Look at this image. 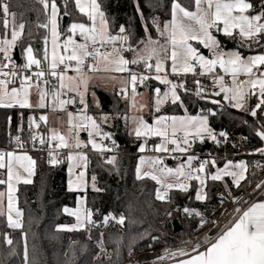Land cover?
I'll use <instances>...</instances> for the list:
<instances>
[{
  "label": "trees",
  "instance_id": "trees-1",
  "mask_svg": "<svg viewBox=\"0 0 264 264\" xmlns=\"http://www.w3.org/2000/svg\"><path fill=\"white\" fill-rule=\"evenodd\" d=\"M11 13H15V23L25 25L23 33L17 44L21 60L28 46H31L38 59L44 63V44L48 37L49 7L45 8L40 0H7ZM174 0H98L101 10L105 12L111 35H128L125 47L131 46L139 49L148 36L152 40H159L157 24L163 25L171 20V5ZM179 2L194 10L192 0H179ZM253 9L250 15H255L262 0H250ZM60 11L61 31L66 33L68 24L72 21L83 22L87 18L80 14L75 7L74 0H55ZM139 6V11L137 9ZM70 15H65V12ZM140 13H143L141 15ZM67 17L63 25V18ZM156 20V24L153 20ZM123 26L126 32L119 33ZM4 31L2 13H0V32ZM215 36L221 47L232 46L242 57L264 54V34H261L259 43L256 39L241 40L238 34L231 37L216 33ZM135 53L127 51L128 60L133 59ZM131 65V64H130ZM150 95L154 90L162 88L160 83L151 80L148 83ZM197 86L188 81L184 89L179 91L182 103L167 102L157 113L150 108L148 119L152 121L157 115H198L206 114L209 125L213 131L224 132L228 137V151L232 152L231 142L238 135L250 139V148L264 149V141L256 134L264 124V106L257 110L253 117L249 111H240L225 104L212 103L207 98L196 96ZM208 91V90H202ZM100 100L101 113L117 115L112 119V125L104 129L110 136L121 138L123 145L120 150L128 155H118L113 163L105 162L100 155L89 154L87 160L88 180H93L96 191L88 189L86 192H72L67 187L68 160L48 164L38 155L36 158L35 173L32 183L19 185L17 197L18 208L23 213L21 217L22 228H11L6 215H0V264H125L127 254L131 250L147 248L153 237L159 240L155 248L165 245L173 247H189L194 236L196 223L184 221L179 232H174L169 213L175 209H182L186 204L197 207H210L216 203V193L229 189L233 193H248L252 188L248 183L250 173L239 187H235L230 179L213 181L207 179L204 205L196 199L198 184L193 181L187 192L173 190L166 201L156 197L157 184L148 178H138L136 169L140 157V140L132 137L129 132L130 103L122 101L116 94L105 90H97ZM222 102V100L219 99ZM258 103L256 96L249 100L248 110ZM37 109H11L0 108V141L4 143L9 131L25 132L29 129L30 117H38ZM200 149L204 151L202 146ZM89 150V148H87ZM214 153H222L219 147H213ZM242 158L236 159L241 160ZM222 166L227 160H214ZM172 164V163H171ZM173 165V164H172ZM251 160H249V170ZM214 167L209 165L208 175L212 174ZM5 187L0 185V192ZM78 197H85L86 208L92 212L90 227L67 231L61 228L66 222H72L71 216L64 212V208H74ZM190 199V202L188 200ZM124 217V223L109 219L105 224L104 217ZM5 235L12 239L11 245L6 243ZM102 246V250L100 248ZM184 248V249H185ZM27 251V259H25ZM103 252L105 254H103Z\"/></svg>",
  "mask_w": 264,
  "mask_h": 264
},
{
  "label": "snow or ice",
  "instance_id": "snow-or-ice-1",
  "mask_svg": "<svg viewBox=\"0 0 264 264\" xmlns=\"http://www.w3.org/2000/svg\"><path fill=\"white\" fill-rule=\"evenodd\" d=\"M44 4L45 8L49 7V0H40ZM75 7L80 13L84 14L91 25H86L85 23H72L67 31L71 33L68 35L62 45L64 51L69 53L67 55H57L56 48L57 40L59 38V33L57 31V14L58 8L55 0L51 3V15L49 24L51 25V40H52V56L50 61V70L47 72V76L53 77L58 81L57 85H52L56 90L51 93L52 99L58 101L59 107L62 109L66 104H74L77 101L74 98L63 100L60 99L61 90H66L68 92H75L79 96V103L84 105V109L81 112L86 111L87 103L84 100V92L87 90L88 78L84 74V65L89 58H100L106 61H110L115 67L114 71L117 72H127L129 73V78L127 83L131 85L132 92L135 94L136 85L139 82L143 84L146 80L154 78L162 84L169 85V90L164 93V99L169 98V93L171 95V102L176 103L180 101V96L177 94L176 89L178 87H183V84L177 85L167 78V76H161L159 73L165 71L164 64L167 60H171V70L173 74L179 73H193L196 72V65L198 64L204 72H211L214 68L219 65L223 68L226 74H230L232 77L231 86H226L224 83V77H217L214 81L219 86V91L214 94L219 96L222 92L225 93L224 98L230 101H235L232 104L235 108H244V102L246 95H255V89L259 91L258 103L254 108L249 109L251 116H257V110H261L264 106V71H260V66H264V54H259L251 57L244 58L239 52H223L219 51V41L212 34L214 29L217 32H222L225 36H232L234 30H238V34L247 38L248 40L256 39L259 43V37L264 33V0H262L260 8L261 10L255 15H248L247 13L253 9V4L250 0H192V5L194 10H189V8L183 6L179 0H174L171 5V20L163 25L161 28L157 24V31L160 36L165 37V44H160L159 41L152 40L151 37L148 38L147 43L144 44L143 48L133 49L130 45L125 47L124 51L134 52L135 55L133 59L128 60L120 55L121 49L113 47L111 51L101 53L97 45L103 46L105 43L113 44L117 41H122L124 44L128 42V35H111L108 32V20L106 18L105 12L101 10L100 3L97 0H74ZM65 7H67V0H65ZM139 11V6L137 5ZM0 13H2V24L5 29V35L0 36V53L4 54V59L6 63L0 64V108H14L19 106L20 108H32L33 105L29 101L30 89L35 87L37 90V95L39 97L36 107L44 108L46 107L45 98L49 95L48 91L42 88L43 86L49 85L50 81L45 79L46 72L41 68V60L37 59L33 55V49L28 46L25 49L26 52V63L22 66L23 69L27 70L35 65L39 71L33 72L30 75H23L20 79V87H9L10 84H14L16 78L20 75L17 71H4V69L9 67L11 63V56L9 52L16 46L17 40L23 33L25 25L20 23L17 25L15 23V13L10 12L9 3L7 0H0ZM143 15V13H140ZM65 15H70L67 11ZM11 17V20L9 19ZM156 24V20H153ZM49 24L41 25V27H49ZM10 31V38L7 33ZM126 29L121 26L119 28V33L123 34ZM79 34L83 38V43H79L74 39V36ZM195 41L197 46H193L191 43ZM47 43V40L45 41ZM144 43V42H141ZM203 45L204 48L209 49L213 53L214 58H207L203 53L198 50V46ZM151 46V47H149ZM116 54V58L110 59ZM153 57H155V63H152ZM45 60H48L47 50L45 51ZM75 61V68H72L71 62ZM143 65L148 69L149 72L155 71L157 75L155 77H150L148 75H138L136 72L132 71L128 66L131 65ZM63 65L64 71L57 72L56 69ZM257 71L254 72L253 70ZM68 70L75 71L76 76L66 75ZM95 62L88 66V71H98ZM239 74H245L249 76L250 79L245 81H238L237 76ZM11 77V79H9ZM35 78V79H34ZM199 84V81H196ZM245 85H248L250 90L245 92ZM81 86H83V91H81ZM122 92H126L127 89H122ZM156 94L160 93V89L154 90ZM202 90H197L196 95H201ZM182 103V101H180ZM161 101L157 99L156 104L159 105ZM212 103H218V101H212ZM159 111V107L156 109ZM69 132L71 133L77 125L72 124L73 113L69 112ZM262 116H264V111H262ZM41 121H46L45 116L39 118ZM79 119L83 122H90L89 124L80 123L79 127L87 131L89 127L92 129H99V125L96 120L88 115H80ZM103 120H107L108 117L104 116ZM165 121H171L173 137L176 136L177 125L184 132L183 144L189 145L188 137L190 135L194 137H199L203 139L204 134L208 138L212 139L216 143L221 141L217 140V137L213 133V130L208 127V117H159L155 120L156 127L149 125L147 122L140 118L137 126L133 129L134 135L137 138L148 137L150 135L162 137L163 142L155 147V151L167 152L169 151L167 145L170 143L175 147L172 151L186 152L188 147L181 146V143L177 142V139H169L168 126L164 124ZM35 122L34 117H30L29 127ZM39 128V124H36ZM261 130L257 131V135L262 141H264V124L260 126ZM97 134L100 133L97 131ZM93 135L92 131H88V136L91 138ZM221 137H226V133L221 132ZM104 139L110 138L109 134H103ZM38 142L43 145L45 140L37 136L32 137L33 143ZM76 142L74 144H69L68 140L64 135L53 132L51 135V140L59 141L57 147L59 148H81L87 147L88 145L79 141L78 135L74 137ZM16 141L20 147L23 144L20 143V137H16ZM91 146L94 150L103 152L111 151L112 149L107 148L101 144L96 143L95 140L90 139ZM113 143H115L113 141ZM139 151H145V147L142 144ZM258 151L264 153V149H259ZM5 157L8 158L7 164L5 163ZM68 160L74 161L73 164L69 166V172L71 173L74 168L87 167V156L83 153H76L74 155H69ZM193 157H188L187 159V171L185 170V165L181 164L179 168L175 171L171 168H163L162 172H166L169 175H174L176 177V183H167V189L171 190L177 188L181 191L187 192L189 184L185 181L197 180L199 182L200 190L197 192L196 199L203 200L206 199V193H204L205 177L199 175L203 173L205 167L208 163L215 164V161H203L200 163L199 167L196 169L192 168ZM28 161L27 165H22L24 170L28 173L29 178H23V183H31L30 177L33 175V167L35 161L30 156H18L14 152H0V168L7 167V180L0 179V184H7L8 187V197H7V219L9 226L12 228H22L23 225L20 222V217L23 213L19 210H15L16 220H13L12 213L14 211L13 206V180L16 183L21 182V176L18 172L13 171L14 161ZM115 157L108 159V163H113ZM58 161L55 156L52 157L50 163L56 164ZM140 163H144V158H140ZM153 164H162L163 161L158 157L152 159ZM229 168L239 169L240 171H229ZM246 169V164L240 162L238 164H233L231 161L225 164L223 169H218L215 174L211 175L213 181L223 180L225 176H231L235 186L239 187L240 181L244 179V171ZM139 169H137L138 178H143L139 175ZM150 175V174H145ZM84 176L83 172L78 174L77 179L82 180ZM180 177L184 180L181 181ZM93 181H95V176H93ZM151 179L161 183V180L156 175H151ZM71 180L69 181V190H73L71 187ZM94 190L101 191L99 188ZM260 187V185H257ZM4 193L0 192V197H3ZM167 196V192L161 194L157 192V199H164ZM83 203V199L81 200ZM183 211L186 214H195L200 216L201 213L194 212L188 208H184ZM236 215L230 219L228 224H225L222 228L218 229V234L212 238H206L203 244H196L193 246L191 253L185 250H179L178 252L171 253L172 256H188L186 260H181L179 264H264V202H257L250 204L246 209L241 210L237 208ZM64 212L69 213L76 217L77 224L68 228L67 230H77L78 228L84 227L86 223H94L91 220L92 212L86 211L81 218V214L78 211L72 212L67 207L64 208ZM3 213H0L2 215ZM171 215V213H169ZM109 219L116 220L118 223H124V217L121 216L118 219L115 216L104 217V223L106 224ZM207 220L202 218L201 227ZM156 239V238H154ZM6 243L11 245L13 243L12 239L5 235ZM151 246V245H150ZM203 249V250H202ZM167 251V250H166ZM25 259H27V251H25ZM159 259H165L161 256Z\"/></svg>",
  "mask_w": 264,
  "mask_h": 264
},
{
  "label": "rangeland",
  "instance_id": "rangeland-1",
  "mask_svg": "<svg viewBox=\"0 0 264 264\" xmlns=\"http://www.w3.org/2000/svg\"><path fill=\"white\" fill-rule=\"evenodd\" d=\"M97 2H98V0H97ZM80 14H82V13H80ZM247 14L250 15V13H247ZM50 15H51V7H50V11H49V20H50ZM82 15H84V14H82ZM9 19L11 20V17H9ZM262 22H264V21H262ZM72 23H85L86 25H89V26L91 25V21H89L88 19H87V21H83V22L72 21V22H70L68 24V26L66 28V33H65V35H63V33L61 31L60 11H59V8H58L57 31L59 33V38L57 40V45L59 47L56 48L57 55H67V54H69V53H66L64 51L62 45H63L66 37L71 34V33H69L67 31V29ZM48 24H49V21H48ZM50 28H51V25L49 24L48 37L46 39L47 43L44 44V56H45V51L47 50V55H48V59H49V65H50L51 56H52V49H53ZM108 31H109V27H108ZM216 33H219V32H217V31H215L213 29L212 30V34L215 36ZM220 33L223 34L222 32H220ZM235 34H238V30H234L233 35H235ZM262 34H264V33H262ZM4 35H5V29H4V31L2 33L0 32V36H4ZM7 35L10 38V31L7 33ZM149 37L150 36H148V38ZM159 37H160V39L159 40H155V41H159L160 44H165V42H166L165 37L160 36V34H159ZM229 37H231V36H229ZM238 37L241 40H243V41L244 40H248L247 38L241 37L239 34H238ZM148 38L144 41V43L142 44V46L140 48L144 47V44L147 43ZM74 39L77 42H79V43H83L84 42L83 38L79 34L75 35ZM216 39L218 40L217 37H216ZM19 40H20V38L17 40L16 46H17ZM191 43L193 44V46H197L195 41H192ZM219 45H220V47L218 49L219 51H223V52H238L237 50H235L234 48H230L229 46L222 48L220 42H219ZM16 46L14 48H16ZM104 46H109L110 51H111L113 47H116V48L120 49V46H124V43L122 41H117L115 43V45L109 44V43H105L103 46L97 45V47H99V50L103 49ZM149 47H151V46H149ZM198 50L201 53H203V54H204L203 50H206L207 54H204V55L207 58H209V59L214 58L212 51H210L209 49L204 48L203 45H199L198 46ZM33 55H34L35 58H37L36 55H35L34 50H33ZM120 55H123L124 58L127 59L125 54L123 52H121V51H120ZM113 58H116V54H113V57L110 58V59H113ZM23 60L26 61V52L25 51H24V54H23ZM95 60H96L95 65L99 69L97 71V73L96 74H93L92 72L84 73L87 76V78H88L87 90L84 92V100L87 103V109L84 112H79V113L73 114L72 124L77 125V127L71 133L69 132V127H70V125H69V116H68L69 111L66 109L68 104L64 105V107L61 109L59 107V103L54 101L52 99V97L50 98L49 112H48V115H47V120L46 121H41L39 118L41 117L42 114L41 115L38 114V117L35 118V122L32 125L36 126V124H39V127L41 129H43L44 131H46L47 133H49L50 135H52L53 132L61 134V135H64L65 138L68 140L70 145L74 144L76 142L74 137H77V135H78L79 141L87 144L88 146L87 147H81L79 149L72 148V147L65 148V149L69 150V155H74L76 153H83V154L86 155L85 151L87 150V148H89V150H94L92 148V146H91L90 139L95 140L96 143H98V144H101V141L104 139L103 138V134L107 133L110 136V133L107 132L104 129V127L111 126L112 125V119L114 118V116L117 115V112H115V115L101 113V111H100V108H101L100 100H99V98L97 96V92L96 91L100 89V90H105L107 92H110L111 94H116L118 96V98H120L122 101H128L130 103V111H129V132H130V135L132 137L140 140L141 145L143 144L144 147H145V151H143V152L138 151L139 154H140V157L138 159V165H137V169L140 170L139 171V175L141 177H143V178H148V179H151V175L158 176L160 178V180H161V183H157V181L151 179L157 184L156 197H157V192L158 191L161 194H163L164 192H167V196L164 199H159L161 201H166L168 199L169 194H170L171 191L179 190V189H177V188H173L171 190L167 189V187H166L167 183H176V177L174 175H169L166 172H162L161 169H163V168H171V169H173V171H175L177 168H179V166L181 164H183V165H185V170L187 171V159H188V157H191V156H186V155H189V154H192V153H201L202 150L200 149V146H203L205 143L212 142V139L208 138L206 134H204L203 139L190 135L188 137L190 146L184 145L183 144L184 132L180 128V126L177 125L176 136L173 137L171 135V132H172V128L170 126L171 125V121H165L164 124L166 126H168V133H169V137L168 138L169 139H173V138L177 139V142L181 143V146L188 147V151H186V152L172 151V149L175 146L169 143L167 145L169 151H167V152H158V151H155L154 149H155V147L157 145H159V144H161L163 142V138L162 137H157V136L150 135L148 137H143L142 136L140 138H137L134 135L133 129L137 126V123H138L140 118H143V120L145 122H147L149 125H152L153 127H156L157 125L155 124V120L157 118H159V117H173V116H175V117H185L186 118V117H199V116H202V115H204V116H207V115L206 114H198V115H188V114H184V115H157V116H154L152 121H149L148 116H149V112H150V108L151 107L153 108L154 113H157L158 112L156 110L157 107H159V110H160L167 102L172 103L171 102L170 93H169V98L167 100L164 99V93L169 90L170 86L166 85V84H162V83H160V81H158V80H156L154 78H150V79L146 80L143 84H140L138 82L137 85H136V92H135V94H133L131 85L127 83L128 78H129V76L126 74L127 72L114 71L113 69H114L115 66L112 63H110V61H106V60H103V59H100V58H96ZM150 62L155 63V57H153L152 61H150ZM71 63H73L75 65V61H72ZM164 68H165V71L162 72V73L173 74L172 70H171V60H167L165 62ZM130 69L132 71L136 72L138 75H141L140 74L141 72H144V71L148 70L143 65V63H141L139 65H130ZM106 71H110L111 73L110 74L106 73ZM201 71L204 72V70L202 68H201ZM213 71L214 72L215 71L224 72L223 68H221L219 65H217L214 68ZM213 71H211V72H213ZM151 73H155V71L153 70V71H151ZM204 73H210V72H204ZM179 74H181V73H179ZM76 75L77 74H69L68 76H76ZM239 76H241V74H239L238 77ZM243 76H245L243 81L250 79L247 75H243ZM150 77H155V76H150ZM112 78H115V79L118 80V83L116 84V86L118 88L116 86H114V85L113 86L107 85L106 82H108ZM151 80L157 81L162 86V88H159L160 89V93L156 94L154 92V96L150 95V91H149L148 86H147L149 81H151ZM231 82H232V78L225 85L226 86H231ZM90 85H91V89L89 90ZM177 85H180V84H177ZM124 86H126V89H127L126 92H122L121 91L122 89L119 90L120 88H123ZM128 88H130L129 92H128ZM183 89H184V87H178L176 89L177 94L179 95V91L183 90ZM83 90H84L83 86H81V91H83ZM249 90H250L249 86L245 85V92H249ZM217 91H219V90H217ZM32 92H33V89L31 88L30 89L29 101H30V103L33 106H36V103H34L35 100H32V97H31L32 96ZM196 92H197V89L195 90V94H196ZM215 92L216 91H201V95H199L198 97L207 98L210 101H218V103H216V104H225V105H228V106H231L233 103H235V101H230L228 99H225L224 98L225 93L222 92L219 96H217V95L214 94ZM69 93L78 96V94L75 93V92H69ZM247 97H248V95H246V97H245L244 108L247 105ZM157 99H159L161 101V103L159 105L156 104ZM219 99L222 100V102L219 101ZM180 101H177L176 103H180ZM172 104H175V103H172ZM246 111H248V107L245 109L244 112H246ZM39 113H40V110H39ZM80 115H88V116L93 117L96 120V123L99 125V129L96 130V129H92L91 127H89L87 129V131H86L85 129L80 128L79 127L80 123H85V124H89L90 123V122L81 121L79 119ZM104 116L108 117V119L106 121L102 119ZM208 127H210L209 120H208ZM88 131H92V133H93L91 138L88 136ZM97 131L100 133L99 135L97 134ZM16 155H18V156L27 155V156H30L35 161V165L33 167V175L30 177L31 183H32L33 178H34V173H35L36 158L31 156V155H28V154H16ZM141 157L144 158V163L143 164L140 163V158ZM157 157L160 160L163 161L162 164H153L152 163V159L157 158ZM87 158H88V156H87ZM247 160L249 162V159H247ZM207 161L211 162L213 160H207ZM229 161H231L233 164H238L240 162H244L246 164V169L244 171V177H246L249 165H248V163H247V161L245 159L237 160V161L236 160L235 161L234 160H227L223 164V166L220 167V168L216 167V166H218L216 161H215L214 165L212 163H208V165H206V167H205L204 172L203 173H199V175H202V176L205 177V185H204V188H203L204 193H206L205 192V186H206L207 179L208 178L211 179L210 177H211V175H213V174H210V175L207 174V170L209 168V165L215 166V168H216L215 172H216L218 169H223L225 164L228 163ZM201 162H203V161H200V163ZM73 163H74V161L68 160V169H67V187H68V190H69V181L70 180L72 182L71 183V187L73 189V190H71L72 192H86L88 189H94L93 180H91V181L88 180V172H87L88 165H87L86 168L83 167V165L81 167H78V168H80V171H77L78 168H74L73 171L70 173L69 172V166L71 164H73ZM27 164H28V161H26V160L14 161L13 162V171H14V173L18 172L19 175L22 178L21 182H19V183H16L15 180H13V186H14V191H13L14 211L12 213L13 220L17 219V217L15 215V210H19V208H18V197H17V192H18L19 185L25 184V183L22 182L23 178H29L28 177V173L24 170V167H22V165H27ZM192 168L194 169V159L192 161ZM137 169H136V175L138 177ZM229 171H237V172H239L240 170L239 169H235V168H229ZM80 172L84 173V176H83L82 180L77 179L78 174ZM215 172H214V174H215ZM145 174H150V175H145ZM225 177H228V176H225ZM229 177L233 180V178L231 176H229ZM250 178L253 181L255 180V183H252V184H251V182L248 183V186L252 187L249 190L248 193L246 192L244 194L243 193L235 194L232 191H230L229 189L225 190V197L227 199V206L231 205L232 203L241 202V201H246V203L248 204L249 202L254 201L256 198H259V197H261L264 194V185L260 186L257 190L253 191V188L255 186H257L258 181L260 180L259 176L250 173ZM244 179H242L240 181V183ZM180 180L183 181L184 178L180 177ZM193 181H196L197 184H198V190H197V192H198L200 190L201 186L199 185V182L197 180H190V181H185V182L189 184V188H190V185H191V183ZM28 184H30V183H28ZM179 191H181V190H179ZM3 193H4V196L0 197V213H3L7 217V202H8V200H7L8 187L7 186H6L5 191H3ZM82 199H83V203H81ZM5 200H6V206H5ZM216 200H217V198H216ZM200 201H202V200H200ZM190 206H192V205H190ZM68 209H70L72 212H76V211L79 210V212L81 214V218L83 220L84 213L86 211H88L87 208H86L85 197H78L76 206L74 208H68ZM197 209H199V210H195V211L201 213L200 216H197L195 214L188 215L182 209H175L174 212L171 213V215H168V219H170L172 217V214H175L176 217H178L182 227L185 224L184 223L185 220H189V221H191L193 223H196V227L194 229V236L191 239V245L189 247L193 246L197 241L204 242L206 238H212V237H215V235H216V233H215L216 224H215V221H214L215 210L218 209L216 203H215V205L210 206V207H204V208H201V209L199 207H197ZM66 214L71 216L73 221L70 222V223L66 222L64 225H62L61 228L63 230H67L68 228H71L72 226L77 224V220H76L75 216L70 215L69 213H66ZM202 218L204 220L208 221V223H205L203 225V227H201ZM19 219H20V222H21V217ZM7 221H8V219H7ZM91 224L92 223H86L84 227L78 228L77 230L84 229L86 227H90ZM67 231H70V230H67ZM154 238H156V239H154ZM158 240H159L158 237H153L151 244H149L147 248H143L141 250L158 249V248L154 247V244L156 242H158ZM164 247H173V246L165 245V246L160 247V248H164ZM189 247H187V248H189ZM100 248L102 250V246L101 245H100ZM176 248H185V247H176ZM131 251H133V250H131ZM135 251H140V250H135ZM130 252H128L127 257H129V253ZM103 254H105V253L103 252ZM179 262H180V259H177V260H174V261L172 260V261H168V262H159L157 264H179ZM126 263H127V261H126Z\"/></svg>",
  "mask_w": 264,
  "mask_h": 264
},
{
  "label": "built area",
  "instance_id": "built-area-1",
  "mask_svg": "<svg viewBox=\"0 0 264 264\" xmlns=\"http://www.w3.org/2000/svg\"><path fill=\"white\" fill-rule=\"evenodd\" d=\"M125 46H120L121 52H123L126 56L127 51H124L123 49ZM110 48L109 46H104L103 49L100 50L101 53L109 52ZM9 55L11 56V63L9 64V67L4 69V71H17L20 73V75L16 78V81L14 84H10L9 87H20V79H22L23 75H30L33 72L39 71L35 65L32 66L30 69H23V65L26 63V61L21 60L18 62L14 57V49H12L9 52ZM7 61L4 59V54L0 53V64L6 63ZM95 62L93 61V58H89L85 62L84 65V73H89L88 66ZM72 68H75V65L71 63ZM41 68H43L46 72L45 79H48L50 81L49 85L43 86L44 90L48 91V93L51 95L53 91L56 89L52 87V85L58 86V81L50 76H47V72L50 70V65L46 62L41 63ZM57 72L64 71L63 65L59 66L56 69ZM93 74H96L97 71H92ZM69 74H77L75 71L68 70L66 75ZM129 76V73H126ZM142 75H148V76H156L157 73H151L148 70L141 72ZM159 75L167 76L169 80H171L175 84H183L184 85L190 81L194 83L198 89L201 90H208L213 91L217 88V84L214 82L217 77L223 76L224 80L230 79V76L224 73L216 72V73H204L201 71L200 66L196 65V72L193 73H181V74H170V73H159ZM11 79V77H9ZM35 79V78H34ZM244 77H240L238 81H243ZM196 81H199V84L196 83ZM35 88V87H33ZM74 98L77 102L74 104H68L67 110L73 114L81 112L80 110L84 109V105L79 103V97L76 95H73L69 93L66 90H61V96L60 99L68 100ZM11 109H19L18 106L11 108ZM215 136L217 137V140L221 141L220 143H216L212 140V142L205 143L210 145L209 150H204L201 153H192L186 156H191L194 158V169L198 168L200 165V161H207V160H236L239 158L242 159H249L251 160V166H250V173L259 176L260 180L258 181L257 185H264V153L257 152L256 150H253L250 148V139L247 136L244 135H238L236 136L233 141L231 142V148L232 152L228 151L229 145H228V137H221V132L213 131ZM20 137V143L23 144V147H20L19 144L16 141V137ZM37 136L38 138L42 137L45 140V143L41 145L38 142L33 143L32 137ZM113 141L115 143H113ZM59 141L51 140V135L41 129L40 127L37 128L36 126H31L27 131L22 132L18 131L16 133L9 131V133L6 136V139L3 142L0 141V152H14L15 154H28V155H38L42 159H44L48 164L50 163V160L53 156L56 157L57 161H66L68 160L67 157L69 156V150L65 148H59L57 147ZM101 145L112 149L111 151H97V150H86L85 153L88 156L89 154H96L102 156L103 160L105 162L108 161V159L112 157H117L118 155H128L129 153L122 152L120 150V145L116 138L110 137L108 139H103L101 141ZM219 147L222 149V153H214L212 151L213 147ZM8 158L5 157V163L7 164ZM7 167L0 168V179L7 180ZM77 171H80V168L77 169ZM3 185L6 189L7 184H0ZM259 187L255 186L253 188V191L257 190ZM216 205L218 209L215 210V216L214 221L216 224L215 227V233H218V229L222 228L225 224H228L230 222V219L233 218L236 215V209L240 208L243 210L248 204L246 201L241 202H235L231 205L227 206V199L225 197V191H219L216 193ZM190 202V199L188 200ZM202 205H204V202H201ZM5 206H6V200H5ZM184 208H188L189 210L196 212L197 206H190L189 204H186ZM200 209L202 207H199ZM189 215V214H188ZM176 217L175 214H172V217L170 218V222ZM199 244V241H197L194 245ZM193 245V246H194ZM193 246L186 248L185 251L190 252L193 248ZM169 247L164 248H158V249H148V250H140V251H131L129 253V257L126 264H157L159 262H168L175 260L179 258L180 256H176L173 259H169L168 256H165V251ZM174 251L180 249L176 247H170ZM161 256H164L165 259L161 260L159 259Z\"/></svg>",
  "mask_w": 264,
  "mask_h": 264
},
{
  "label": "crops",
  "instance_id": "crops-1",
  "mask_svg": "<svg viewBox=\"0 0 264 264\" xmlns=\"http://www.w3.org/2000/svg\"><path fill=\"white\" fill-rule=\"evenodd\" d=\"M261 10V8L259 9V11ZM258 11V12H259ZM248 13H250V11L248 12ZM109 32V31H108ZM109 34H110V32H109ZM233 48V47H232ZM15 49V48H14ZM257 55H259V54H257ZM251 56H255V55H250V56H247V57H251ZM247 57H244V58H247ZM45 60V59H44ZM46 61V63L47 64H49V59L48 60H45ZM129 68H130V65H129ZM254 72H256L257 70L256 69H254L253 70ZM260 71H264V66H260ZM216 72H220V73H224V74H226L225 72H221V71H213V72H210V73H216ZM106 73H111L110 71H106ZM227 75H229L230 76V79L232 78L231 77V75L230 74H227ZM243 75H245V74H241V76H239V77H242ZM239 77L237 76V80L239 79ZM244 78H245V76H243ZM249 77V76H248ZM230 79H228V80H224V83L225 84H227L229 81H230ZM107 83V85H111V86H116V84L118 83V80L117 79H115V78H112L111 80H109L108 82H106ZM106 85V84H105ZM117 87V86H116ZM125 88H126V86H124ZM120 88L119 90H121V89H125V88ZM18 88V87H17ZM118 88V87H117ZM33 89V92H32V100H35V102L34 103H38V99H39V97H38V95H37V90H36V88H32ZM91 89V85H90V87H89V90ZM100 90V89H99ZM129 90H130V88H128V92H129ZM217 90H219V86H217V88L215 89V90H213V91H217ZM89 92V91H88ZM255 92H256V94L255 95H251V94H249L248 95V97H247V105H246V107L245 108H243V109H239V108H235V107H233L231 104V107H233V108H235V109H237V110H240V111H245V109L248 107V105H249V100H250V98L251 97H253V96H256L257 97V99H258V96H259V91H258V86H257V89H255ZM52 96L49 94L46 98H45V104H46V107H44V108H38V107H36V106H33L32 108H28V109H37V110H40V115L41 116H45L46 118H47V115H48V112H49V103H50V98H51ZM56 102H58V101H56ZM19 107V106H18ZM20 108V107H19ZM21 109V108H20ZM27 109V108H26ZM85 136V135H84ZM241 160H243V159H241ZM246 161H247V163H248V165H249V162H248V160L247 159H245ZM235 161V160H234ZM237 161V160H236ZM171 163V162H170ZM208 165V164H207ZM223 166V165H222ZM222 166H216V167H222ZM214 167V171H213V173L212 174H214V172H215V170H216V168H215V166H213ZM249 167V166H248ZM250 173V170H249V168H248V171H247V175H246V177H245V179L247 178V176H248V174ZM207 174H208V170H207ZM230 179V181L232 182V184L235 186V184H234V182H233V180L228 176V177H224L223 178V180H225V179ZM244 179V180H245ZM223 180H218V181H223ZM243 180V181H244ZM206 187V186H205ZM235 187H237V186H235ZM199 202H205V199L204 200H202V201H200V200H198ZM257 202H264V194L261 196V197H259V198H256L254 201H251L244 209H246L250 204H252V203H257ZM218 234V233H217ZM216 234V235H217ZM215 235V236H216ZM203 250V249H202ZM189 253H191L192 255H194L195 253H192L191 251L189 252ZM189 257L188 256H180L179 258H177V259H180V261L181 260H186V259H188ZM177 259H175V260H177ZM174 261V260H173Z\"/></svg>",
  "mask_w": 264,
  "mask_h": 264
},
{
  "label": "water",
  "instance_id": "water-1",
  "mask_svg": "<svg viewBox=\"0 0 264 264\" xmlns=\"http://www.w3.org/2000/svg\"><path fill=\"white\" fill-rule=\"evenodd\" d=\"M66 21H67V17L64 16V18H63V25L66 24ZM229 47L232 48V46H229ZM203 52H204V54H207V51L206 50H203ZM14 57H15V59L18 62L21 61L20 52H19V49L17 47L14 49ZM116 140L118 141V143H119L120 146L123 145V142H122V140H121L120 137L117 136L116 137ZM202 148L204 150H209L210 149V145L209 144L203 145ZM171 225H172L173 231L176 232V233L179 232L182 229V225H181V223H180V221H179L178 218H174L172 220V222H171Z\"/></svg>",
  "mask_w": 264,
  "mask_h": 264
},
{
  "label": "bare ground",
  "instance_id": "bare-ground-1",
  "mask_svg": "<svg viewBox=\"0 0 264 264\" xmlns=\"http://www.w3.org/2000/svg\"><path fill=\"white\" fill-rule=\"evenodd\" d=\"M199 244H203V242L200 241ZM179 250H185V249H184V248H180V249L174 251L172 248L169 247V248L167 249V251H165V256H168V258L171 260V259H173L174 257H176V256H172L171 253H173V252H178ZM177 256H180V255H177Z\"/></svg>",
  "mask_w": 264,
  "mask_h": 264
}]
</instances>
